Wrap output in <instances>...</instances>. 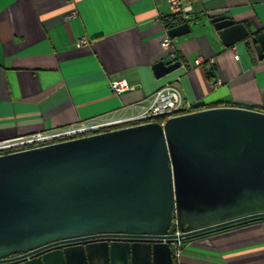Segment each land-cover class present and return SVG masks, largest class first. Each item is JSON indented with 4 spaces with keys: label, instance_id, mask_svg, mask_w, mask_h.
Returning a JSON list of instances; mask_svg holds the SVG:
<instances>
[{
    "label": "water",
    "instance_id": "water-1",
    "mask_svg": "<svg viewBox=\"0 0 264 264\" xmlns=\"http://www.w3.org/2000/svg\"><path fill=\"white\" fill-rule=\"evenodd\" d=\"M213 23L227 47L251 38L227 16ZM190 30L184 23L168 34ZM251 39L264 58V31ZM181 66L160 61L154 71L161 78ZM258 220L264 112L257 110L211 108L0 156V264H175L173 243ZM133 234L159 240L48 251Z\"/></svg>",
    "mask_w": 264,
    "mask_h": 264
},
{
    "label": "crops",
    "instance_id": "crops-1",
    "mask_svg": "<svg viewBox=\"0 0 264 264\" xmlns=\"http://www.w3.org/2000/svg\"><path fill=\"white\" fill-rule=\"evenodd\" d=\"M183 3L193 8L187 18L191 30L171 41L182 66L158 78L155 64L171 63L161 45L168 32L162 18L173 14L167 0H0V140L106 114L129 115L171 83L194 112H264V58L251 39L264 31V0ZM220 9L244 24L251 38L227 47L213 23ZM74 11L77 16L67 19ZM82 37L91 40L90 47L78 45ZM198 58L201 66L194 65ZM121 79L130 89L116 94L111 82ZM219 79L222 85L212 88ZM172 248L175 264H264V220Z\"/></svg>",
    "mask_w": 264,
    "mask_h": 264
},
{
    "label": "built area",
    "instance_id": "built-area-1",
    "mask_svg": "<svg viewBox=\"0 0 264 264\" xmlns=\"http://www.w3.org/2000/svg\"><path fill=\"white\" fill-rule=\"evenodd\" d=\"M174 15H178L187 19L189 13L192 11V6H187L183 3V0H167ZM219 16L226 14V9H220ZM77 16V12H72L67 19ZM172 38L168 32L165 34V38L162 42L163 50L168 51L171 63L178 61L177 52L172 48ZM91 40L87 37H82L78 40L79 46L90 47ZM236 58H239L236 55ZM213 62V60H211ZM204 63L203 58H198L194 61L195 66H201ZM222 80H216L212 84V88L216 89L222 85ZM111 89L116 94H122L130 89L129 83L125 79L115 80L111 82ZM145 105L141 110L132 112L129 115H118L115 113L106 114L98 117L91 118L89 120L79 121L77 124H73L66 127L55 128L34 134L19 136L13 139L0 140V156L15 152H21L33 148L56 144L68 140L91 136L94 134H100L117 130L121 128H127L137 126L141 124L158 122L157 119L163 118L161 125L173 117L185 115L194 112L195 106L189 102L181 89L176 84H168L163 88L156 91L149 98L145 100ZM136 109V106H131ZM131 108V109H132ZM117 238L132 239L137 241L153 240L158 241L157 237L148 235H131L128 237L113 236ZM167 242L166 239L162 240ZM181 242L173 243L175 250L178 251V247L181 246ZM175 252L179 256L178 252Z\"/></svg>",
    "mask_w": 264,
    "mask_h": 264
},
{
    "label": "flooded vegetation",
    "instance_id": "flooded-vegetation-1",
    "mask_svg": "<svg viewBox=\"0 0 264 264\" xmlns=\"http://www.w3.org/2000/svg\"><path fill=\"white\" fill-rule=\"evenodd\" d=\"M114 240H120V241H126L128 239H124V238H117V237H107V236H93L92 238L89 239H84V240H78V241H72L66 244H62V245H57L52 247L51 249H49L48 251H53L56 249H60L63 247H68V246H76V245H86V244H90V243H98V242H106V241H114ZM39 254H37L36 256H38ZM22 256V254H16L12 257H10L9 259H15L17 257ZM35 257V256H34ZM1 264H9V262H3Z\"/></svg>",
    "mask_w": 264,
    "mask_h": 264
},
{
    "label": "trees",
    "instance_id": "trees-1",
    "mask_svg": "<svg viewBox=\"0 0 264 264\" xmlns=\"http://www.w3.org/2000/svg\"><path fill=\"white\" fill-rule=\"evenodd\" d=\"M162 22H163L165 28L169 31L172 28L180 26L184 23H188L190 21L188 19H184L183 17H180L178 15L172 14L171 16L163 17ZM163 120H164L163 118L157 119L158 122H162ZM225 229H227V228H225ZM221 230H224V229H221ZM218 231H220V230H218ZM172 232H175V226H173Z\"/></svg>",
    "mask_w": 264,
    "mask_h": 264
}]
</instances>
